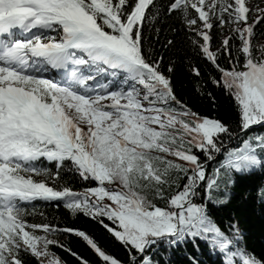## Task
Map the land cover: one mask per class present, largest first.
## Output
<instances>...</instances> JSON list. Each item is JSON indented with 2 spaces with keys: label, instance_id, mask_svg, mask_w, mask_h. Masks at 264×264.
Listing matches in <instances>:
<instances>
[{
  "label": "snow or ice",
  "instance_id": "1",
  "mask_svg": "<svg viewBox=\"0 0 264 264\" xmlns=\"http://www.w3.org/2000/svg\"><path fill=\"white\" fill-rule=\"evenodd\" d=\"M181 33L208 69L205 80L189 61L195 92L215 108L207 86L222 91L234 124L177 97L176 63L155 45L171 52ZM258 36L264 0H0V264H67L53 246L90 264L68 236L124 264L86 230L29 222L40 201L101 225L127 264H164L162 252L201 242L221 264H264L238 222L216 219L240 180L264 172ZM65 172L87 186L73 191Z\"/></svg>",
  "mask_w": 264,
  "mask_h": 264
},
{
  "label": "trees",
  "instance_id": "2",
  "mask_svg": "<svg viewBox=\"0 0 264 264\" xmlns=\"http://www.w3.org/2000/svg\"><path fill=\"white\" fill-rule=\"evenodd\" d=\"M263 37L258 36L254 43L257 46L264 44L261 42ZM176 40V48L171 52H164L159 44H156L155 47L165 56V67L169 59L176 63L173 84L177 97L187 102L190 107L199 111L201 114L215 115L226 123L234 124L236 114L233 102L222 91L217 90L210 84L207 86V91H212L216 97L215 108H213L211 101L206 95L201 97L195 92L194 85L196 80L189 71V61L191 60L193 64L200 65L205 80L208 78V69L195 56L191 47L185 43L183 33L178 35ZM212 44L214 46L211 47V50L216 51L220 44V37H214ZM221 63L223 64L224 61L221 60ZM213 74L215 75L216 73L213 72ZM208 171L211 172V166ZM63 177L61 183L71 187L73 191H82L87 186L71 173L65 172L63 173ZM261 187H264V172L257 170L253 175L240 180L230 190L229 203L216 210V219L225 229L228 224L238 222L239 229L244 237V243L257 258H264V204H261L259 200V190ZM158 205L163 206L162 202H158ZM36 211L38 213L42 212L44 216H29L27 218L29 222H40L46 217L49 221L58 223L60 227L69 226L86 230L103 250L119 258L124 264H127L128 258L126 251L101 225L90 221L83 215L73 217L62 204L57 207L54 203L48 204L40 201L36 203ZM60 239L64 243L69 244L79 255L89 260L90 264H102L95 253L80 239L71 236L66 238L60 237ZM52 251L66 261L67 264H77L75 259L62 249L53 246ZM193 255L200 260L201 264H221V259L213 254L203 242L200 243L199 249L192 244L182 245L180 248H175L169 252H162L160 258L164 264H188L189 257Z\"/></svg>",
  "mask_w": 264,
  "mask_h": 264
},
{
  "label": "rangeland",
  "instance_id": "3",
  "mask_svg": "<svg viewBox=\"0 0 264 264\" xmlns=\"http://www.w3.org/2000/svg\"><path fill=\"white\" fill-rule=\"evenodd\" d=\"M261 42L264 43V37L261 39ZM211 50V49H210ZM76 192H80V191H76Z\"/></svg>",
  "mask_w": 264,
  "mask_h": 264
}]
</instances>
